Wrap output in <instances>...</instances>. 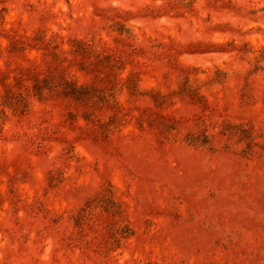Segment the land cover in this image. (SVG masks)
<instances>
[{"label": "rangeland", "instance_id": "1", "mask_svg": "<svg viewBox=\"0 0 264 264\" xmlns=\"http://www.w3.org/2000/svg\"><path fill=\"white\" fill-rule=\"evenodd\" d=\"M0 264H264V0H0Z\"/></svg>", "mask_w": 264, "mask_h": 264}]
</instances>
